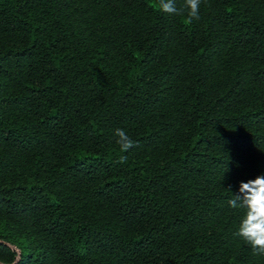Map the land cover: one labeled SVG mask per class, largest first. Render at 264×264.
<instances>
[{"label":"trees","instance_id":"16d2710c","mask_svg":"<svg viewBox=\"0 0 264 264\" xmlns=\"http://www.w3.org/2000/svg\"><path fill=\"white\" fill-rule=\"evenodd\" d=\"M200 17L0 0V264H264L228 205L264 175V0Z\"/></svg>","mask_w":264,"mask_h":264},{"label":"clouds","instance_id":"9594fccd","mask_svg":"<svg viewBox=\"0 0 264 264\" xmlns=\"http://www.w3.org/2000/svg\"><path fill=\"white\" fill-rule=\"evenodd\" d=\"M157 9L169 16L183 17L186 23L200 20L203 0H183L177 6L176 0H154ZM116 143L121 153H126L135 141L123 130L116 129ZM127 162V156L121 155L117 163ZM231 193V185L226 189ZM232 209H243L244 215L235 233L252 250L253 254L264 255V175H258L247 182H240L238 194L228 200Z\"/></svg>","mask_w":264,"mask_h":264}]
</instances>
